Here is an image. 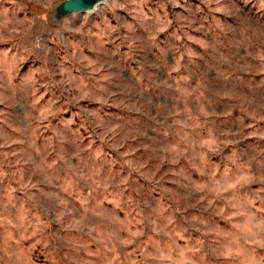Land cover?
I'll use <instances>...</instances> for the list:
<instances>
[{
    "label": "clouds",
    "instance_id": "9594fccd",
    "mask_svg": "<svg viewBox=\"0 0 264 264\" xmlns=\"http://www.w3.org/2000/svg\"><path fill=\"white\" fill-rule=\"evenodd\" d=\"M0 264H264V0H0Z\"/></svg>",
    "mask_w": 264,
    "mask_h": 264
},
{
    "label": "water",
    "instance_id": "95a60500",
    "mask_svg": "<svg viewBox=\"0 0 264 264\" xmlns=\"http://www.w3.org/2000/svg\"><path fill=\"white\" fill-rule=\"evenodd\" d=\"M95 2H96V0H83V6L91 7ZM60 13H61V15L67 14L65 8H63V7L60 9Z\"/></svg>",
    "mask_w": 264,
    "mask_h": 264
}]
</instances>
